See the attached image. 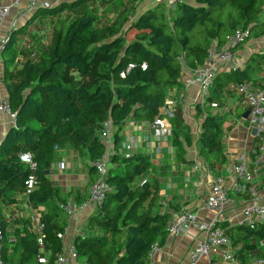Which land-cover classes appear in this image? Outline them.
Returning a JSON list of instances; mask_svg holds the SVG:
<instances>
[{
	"label": "trees",
	"instance_id": "obj_1",
	"mask_svg": "<svg viewBox=\"0 0 264 264\" xmlns=\"http://www.w3.org/2000/svg\"><path fill=\"white\" fill-rule=\"evenodd\" d=\"M135 9V3L126 4L110 23L102 25L94 0L39 7L25 25L10 32L1 49L2 80L16 117L0 141V200L11 201L15 193L24 192L25 181L34 174L36 185L28 192V200L47 208L41 219L45 226L43 240L51 252L47 264H56L55 256L61 249L56 234L67 224L59 205L66 198L45 174L56 158L57 148L69 146L91 161L101 157L104 145L96 131L103 121L110 119L119 127L127 120H153L169 91L183 86L185 69L203 65L211 46L221 47L226 36L237 29L248 31L247 40L264 34V19L260 20L264 0H190L177 3L170 11L159 0L137 16ZM44 11L51 16L64 11L73 15L58 19L50 43L38 58L26 59L12 74L17 35ZM259 56L264 54H252L243 68L217 72L208 102L222 105V92L229 82L250 80L257 71ZM12 76L18 80L11 82ZM200 109L204 117L196 147L213 167L215 162L225 161L222 116L210 105ZM170 124L176 158L189 162L186 152L192 139L181 111L173 114ZM119 140L115 133V146ZM22 152L32 155L34 171L21 161ZM111 162L108 182L113 190L86 222L87 228L93 226L102 233L96 234L94 228L93 234L74 238L78 260L80 264H148L151 246L167 236L169 217V213L155 210L158 190L148 177L155 165L147 155L125 158L118 152ZM89 169L93 179L94 168ZM0 226L4 232L3 264H37L40 248L35 233L25 231L10 247L2 219ZM226 226L222 228L232 244H243L241 250L247 248L259 254L264 249L256 248L257 240L264 239V223L253 229Z\"/></svg>",
	"mask_w": 264,
	"mask_h": 264
},
{
	"label": "crops",
	"instance_id": "obj_2",
	"mask_svg": "<svg viewBox=\"0 0 264 264\" xmlns=\"http://www.w3.org/2000/svg\"><path fill=\"white\" fill-rule=\"evenodd\" d=\"M40 1H48L51 6H54L60 2L72 0ZM157 1L159 0H94V8L99 16L100 24L103 25L110 23L126 4H136L134 16H137ZM36 9L27 8L24 4L19 8H12L0 29V40L8 38L13 29L25 25ZM72 15L73 12L64 11L56 16L44 13L35 17L26 26L25 31L17 35L13 43V50L16 53L14 63L10 66L11 73L15 74L16 70H20L26 59L36 60L40 51L50 43L55 22L61 18H71ZM252 54H264V34H258L250 38L236 49L237 68H243ZM258 58L259 60L256 62L257 71L248 80L254 89L262 87L264 79V56ZM0 61L4 65V58L1 54ZM230 70L225 64H219L215 75L217 72H229ZM2 76L0 75V97L7 98ZM189 76L190 72L185 70L181 78L182 82ZM10 80L16 82L18 79L12 76ZM235 84L237 83L229 82L226 85L222 92V105L213 108V112H217L222 116V155L225 160L221 163L215 162L213 167L208 166L209 164L199 155L196 147L199 136L195 135L194 129H196V126L201 129L203 112L197 105L193 104V93L190 91L184 92L183 87L172 88L168 97H172L176 101L177 110L181 111L184 123L190 130L192 141L187 146L186 152V158L189 162L177 160V148L171 139H154L151 137L148 121L130 120L134 124L131 126L130 121L127 120L119 127H115L120 138L119 143L116 146L114 144L115 152L122 154V143L131 139L132 154L147 155L155 165L154 172L148 177L158 190L159 202L155 208L156 211L160 213L167 212L170 215L178 213L184 207L196 212L201 221L210 220V214L204 208L210 179L218 174L224 175L227 166L240 156L245 157L251 170L259 169L255 176L256 183L259 190L264 192V164L258 165L260 138L256 132L255 134L252 133L253 129L248 130L246 127L247 120L242 117L246 108L243 97L232 89ZM181 93H184L183 97H180ZM10 126L9 118L1 116L0 141ZM90 166L91 160L87 155L80 157L71 147H60L57 148L56 158L48 169L49 173L47 175L51 183L60 189L61 195L66 200L74 199L77 202H82L87 198V188L92 179L89 174ZM195 166H197V169H194ZM229 196L235 206L242 204L246 198L245 194L229 193ZM62 203H59V205L61 206ZM95 209L91 207L80 210L76 216L77 220L87 222L88 217ZM46 212L47 208L45 206L31 204L28 200V193L25 191L15 193L11 201L0 200V219L5 223V232L10 247L14 245L17 237L25 231L33 232L34 226L38 221H41L43 214ZM229 215V211L226 210L220 216L219 225L221 227L222 225H227L226 227L236 226L234 219L229 218ZM66 225L67 231L64 242H70L76 237L77 222L71 221ZM100 232L102 233V230L95 228L96 234ZM84 234L90 233L85 231ZM201 239H203V233L192 227L185 228L179 237L167 235L165 239L159 241L160 250L149 264H186L189 251L196 244V241ZM259 241L256 242V248L260 245ZM238 244L241 247L243 246L241 242ZM238 253L244 263L261 254V251L259 254H254L249 252L247 248L242 250L240 248Z\"/></svg>",
	"mask_w": 264,
	"mask_h": 264
},
{
	"label": "built area",
	"instance_id": "obj_3",
	"mask_svg": "<svg viewBox=\"0 0 264 264\" xmlns=\"http://www.w3.org/2000/svg\"><path fill=\"white\" fill-rule=\"evenodd\" d=\"M168 11L172 10L179 2L190 0H162ZM24 4L27 8H50L48 1L40 0H0V29L4 20L9 15L12 8H19ZM248 37V31L241 29L235 30L225 38L221 47L215 44L207 51L206 62L193 69L186 68L190 76L183 82V91L193 93V104L203 108L210 105L217 107V102H208L210 87L215 77L216 68L219 64H225L226 67L236 69L237 55L236 49L243 44ZM8 38L0 40V54L3 45ZM248 41V40H247ZM144 67V66H143ZM3 74V64L0 61V75ZM176 88V87H174ZM234 91L243 97L245 108H249V114L246 118L247 129H256L260 138L258 146V165L264 164V79L262 87L254 89L250 81H243L232 86ZM181 93L180 97H183ZM177 111V103L172 97L166 98L164 104L159 108L158 114L153 120L148 121L151 137L154 139L167 138L171 135L170 119ZM7 116L11 125L15 122L16 114L11 110L8 99L0 97V118ZM204 117V113L202 115ZM130 121V120H128ZM129 124L133 126V122ZM195 135L199 136L200 129H194ZM116 130L110 119L103 121L97 129L96 134L104 145V151L101 157L91 161L94 168V178L90 181L87 188V198L82 202L74 199H68L61 204L67 224L71 221L77 222L75 229L76 236L83 235L86 231V222L77 220L76 216L80 210L85 208H98L107 194L113 190V186L108 182L109 169L113 166L111 158L114 154V136ZM132 140L128 139L122 143V155L128 158L132 155ZM22 162L28 164L31 171L35 170L36 164L29 152L19 154ZM194 169H197L195 166ZM259 169L251 170L244 156L238 157L232 161L226 169L224 175L218 174L211 177L208 184L207 194L204 201V208L210 214L211 219L201 221L196 212L187 208H181L176 214H170L166 221L167 235L179 237L187 227H192L198 232L203 233V239L197 240L196 244L188 253L186 264H264V249L261 254L254 256L247 262H242L238 250L240 244H232L230 238L224 229L218 224L220 216L229 211V218L234 219L236 226H245L253 229L257 224L264 223V192L260 191L256 183V174ZM36 179L34 174H30L25 181V192L34 189ZM229 193L245 194L246 198L242 204L234 205ZM44 223L38 221L33 228L36 235L37 244L40 248L36 256L37 264H47L51 252L46 249L44 243ZM67 225L63 231L57 232L56 236L61 241V249L56 253V264H80L77 257L74 239L70 242H64L67 231ZM3 229L0 226V264H3L1 258L3 244ZM75 238V237H74ZM259 248L264 247V239L259 241ZM258 248V247H257ZM160 250L159 242H155L148 253V264Z\"/></svg>",
	"mask_w": 264,
	"mask_h": 264
},
{
	"label": "rangeland",
	"instance_id": "obj_4",
	"mask_svg": "<svg viewBox=\"0 0 264 264\" xmlns=\"http://www.w3.org/2000/svg\"><path fill=\"white\" fill-rule=\"evenodd\" d=\"M44 13H46V11H44ZM173 14H174V12H173ZM263 19H264V11H263V13L260 16V20H263ZM99 24H100V21H99ZM5 57H8V54H5ZM167 139H171L170 136H168ZM94 228L95 227H93V226H91L90 228H87V223H86V232L93 234L94 232L92 230H94Z\"/></svg>",
	"mask_w": 264,
	"mask_h": 264
},
{
	"label": "water",
	"instance_id": "obj_5",
	"mask_svg": "<svg viewBox=\"0 0 264 264\" xmlns=\"http://www.w3.org/2000/svg\"><path fill=\"white\" fill-rule=\"evenodd\" d=\"M249 111H250V109H249V108H246L245 112H244L243 115H242V117H243L244 119L247 118V116H248V114H249ZM255 132H256V129L254 128V129L252 130V133L255 134ZM48 173H49V170H45V174H48Z\"/></svg>",
	"mask_w": 264,
	"mask_h": 264
}]
</instances>
